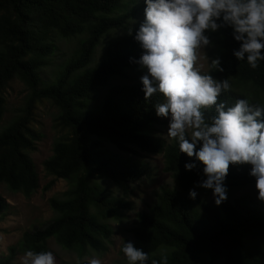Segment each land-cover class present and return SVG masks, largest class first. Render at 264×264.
Here are the masks:
<instances>
[{
    "label": "trees",
    "instance_id": "obj_1",
    "mask_svg": "<svg viewBox=\"0 0 264 264\" xmlns=\"http://www.w3.org/2000/svg\"><path fill=\"white\" fill-rule=\"evenodd\" d=\"M135 2L0 0V120L9 82L17 79L28 91L20 114L0 131V183L26 198L37 190L38 177L29 153L40 139L31 122L32 111L41 101L57 109L54 126L64 132L54 141L52 155L42 163L45 174L53 177L42 190H49L58 179L69 183L63 199L48 200L54 218L25 232L18 249L47 251L46 243L53 239L65 250L105 251L112 235L108 221H122L124 210L133 209L124 199L132 184L152 176L147 163L132 158L138 151L161 155L163 171L171 175L174 186L159 189L148 211L136 214L137 226L131 231L134 246L148 252L150 259L166 256L167 264H202L205 259L212 263L220 258L223 264H264V249L243 248L248 237L264 241V204L250 199L215 206L189 199L188 190L201 178L202 165L196 161V167L186 171L183 165L194 162V157L179 153L174 141L167 143L153 134L154 127L165 125L152 107L161 97L154 95L145 101L139 81L110 85L124 71L138 69L129 61L139 57L138 43L127 34L114 38L101 59H93L102 38L126 28L135 15ZM138 25L131 28L133 35ZM54 36L80 39L74 54L46 84L38 71L50 64ZM209 37L224 69L214 71V76L228 78L232 85L218 99L231 103L247 98L264 106V63L252 70L243 61L237 62L231 53L238 43L230 29H220ZM100 91L104 93L97 98ZM102 142L124 156L108 152ZM249 167L230 165L227 188L252 186ZM99 179L118 186L122 197L108 195L96 182ZM7 208L0 196V217ZM14 253L10 248L0 264H12Z\"/></svg>",
    "mask_w": 264,
    "mask_h": 264
},
{
    "label": "clouds",
    "instance_id": "obj_2",
    "mask_svg": "<svg viewBox=\"0 0 264 264\" xmlns=\"http://www.w3.org/2000/svg\"><path fill=\"white\" fill-rule=\"evenodd\" d=\"M143 19L133 35L138 43V58L130 63L142 72L139 83L145 101L154 95L161 99L152 105L158 118L167 119L166 136L175 142L179 153L194 157L183 167L190 171L196 161L202 165L201 178L187 196L194 200L197 191L210 190L215 206L227 199L225 183L229 166L248 165L255 198L264 204V106L247 98L234 102L218 99L231 90L220 57L209 58V33L230 29L238 47L232 50L237 62L250 69L264 63V0H143ZM207 61L208 71H202ZM126 264H167V257L150 259L149 253L132 241L120 245ZM21 264H56L52 251L26 250ZM84 264H101L95 255Z\"/></svg>",
    "mask_w": 264,
    "mask_h": 264
},
{
    "label": "rangeland",
    "instance_id": "obj_3",
    "mask_svg": "<svg viewBox=\"0 0 264 264\" xmlns=\"http://www.w3.org/2000/svg\"><path fill=\"white\" fill-rule=\"evenodd\" d=\"M132 7L135 9V15L130 19L126 28L112 31L101 39L93 56L94 61H99L101 59L103 55L102 53H104V49L109 41L126 35L128 28H133L136 24L142 21L144 8L143 0H136ZM78 39L80 38L75 37L69 40H64L54 36L53 43L55 51L51 56L50 64L38 71V76L41 81L47 84L50 82L51 78L56 76L61 67L74 54L73 50ZM210 42L211 46L205 49V53L209 58H214L217 53V48L212 44V40ZM199 63L204 64L202 71H208L206 60L199 61ZM214 73L215 72L213 71L211 75L214 76ZM141 74L142 72L139 69L124 71L120 77L112 79L110 85L118 86L134 84L139 81V76ZM103 93L104 91H100L96 97L98 98ZM27 96L28 91L20 81L14 79L9 82L4 93L5 110L3 117L0 120V131L12 119L20 114ZM56 115L57 109L48 101L37 103L32 111V128L40 135V139L35 143V150L29 153L38 177L37 190L30 197L26 198L21 193L10 192L4 184L0 183V196H2L8 205L6 212L0 217V261L5 260L9 255V249L13 248L15 253L11 263L21 264V258L23 257L24 252L18 249V244L20 243L23 234L28 231L39 229L52 220L55 213L50 208L48 200L50 198L63 199V194L69 188V183L58 179L49 190H42V188L53 179V177L45 174L42 163L52 155L54 141L64 133L54 126V118ZM164 122L165 125L154 127L153 134L161 137V139L169 143L171 140L166 136L168 125L167 119H165ZM101 144L108 152L114 155L124 156L108 143L102 142ZM132 158L139 162L147 163L149 168L153 171L152 176L150 179H143L132 184L129 193L124 199L126 202L132 204L133 209L124 210V218L122 221H108L112 230V235L109 238L106 250L99 253L86 249L84 252L78 253L74 250H65L53 239H49L46 243L47 251L53 252L56 257V264L74 263L78 260L84 261L85 257L90 258L93 255L101 260V264H126L120 253V245L123 243V240L133 242L131 231L137 226L136 214L148 211L149 207L155 203L156 198L154 194L159 189L174 186V181L171 175L163 171L164 166L161 155L145 154L137 151L136 155L132 156ZM96 182L108 195L115 198L122 197L120 188L111 181L99 179L96 180ZM194 190L198 193L195 199L213 203L210 190L202 188H196ZM250 199L258 201L255 198L253 185L240 189H228L227 199L225 201L235 202ZM243 248L264 249V241L258 237H248L243 242ZM202 264H223V260L220 258L210 263L208 259H205Z\"/></svg>",
    "mask_w": 264,
    "mask_h": 264
}]
</instances>
